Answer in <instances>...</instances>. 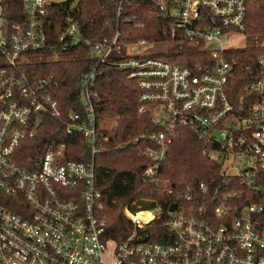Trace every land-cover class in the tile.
I'll use <instances>...</instances> for the list:
<instances>
[{"label":"built area","instance_id":"1","mask_svg":"<svg viewBox=\"0 0 264 264\" xmlns=\"http://www.w3.org/2000/svg\"><path fill=\"white\" fill-rule=\"evenodd\" d=\"M80 1L0 0V264H264V52L257 61L262 77L238 101L227 94L237 62L224 40L246 36L247 1L144 0L164 41L125 38L121 18L137 11V0H106L115 7L114 23L107 22L112 34L86 37L76 16ZM127 22L146 28L136 17ZM183 40L202 44L213 63L191 68L146 51ZM58 55L97 63L80 79L81 111L65 121L67 135L85 138L86 159L69 160L63 143L34 147L24 165L22 151L44 121L63 119L56 76L27 67ZM100 66L126 70L140 90L138 114L162 128L134 141L151 161L145 177L154 188L140 201L155 206L150 220L134 217L144 211H127L133 230L123 241L109 235L96 181V157L109 141L97 110ZM181 128L222 166L219 177L185 190L162 177ZM158 192L177 205L161 224ZM158 226L168 229L157 234L160 241L151 234Z\"/></svg>","mask_w":264,"mask_h":264},{"label":"trees","instance_id":"2","mask_svg":"<svg viewBox=\"0 0 264 264\" xmlns=\"http://www.w3.org/2000/svg\"><path fill=\"white\" fill-rule=\"evenodd\" d=\"M137 11L128 12L121 18V31L128 40L155 39L164 41L161 22L144 7V0H137ZM247 1V30L251 38H264V0ZM76 15L86 37L100 40L110 36L112 30L107 22L114 23L115 7L106 0H81ZM63 16V14H61ZM128 17H136L137 23H145V29H138L127 22ZM261 49L256 46L232 49L228 58L237 62L236 72L230 76L227 94L232 102L238 101L242 89L262 77L263 69L258 65ZM172 63L194 68L199 64H212L205 51L171 52L155 55ZM97 63L88 59L68 61L38 62L28 66L30 73L42 76L54 74L60 87L56 92L63 119L47 118L41 126L35 140H30L23 149L21 163L27 165L35 154L49 146L66 144L67 158L73 161L86 159L87 144L82 135L71 137L65 132V121L71 111H81L80 79ZM95 90L100 96L98 103L99 122H104L105 134L109 137L104 149L96 157L97 187L103 194V203L107 217L109 235L118 240H125L133 230V224L127 211L137 213L151 210L155 204H142L140 199L148 197L154 191L153 185L145 177V170L150 164L149 158L139 152L134 144L137 137L151 132H160L149 115H139L140 90L135 81L128 78L124 69L100 66ZM111 121V122H110ZM106 122H109L105 125ZM167 165L162 169L163 179L171 181L179 190H185L187 184L211 182L219 177L221 164L210 160L203 154V146L187 128H181L179 136L171 146ZM162 213L157 224L169 216V207L176 202L174 196L163 192L155 193ZM156 227L151 231L152 239L160 241L157 234L166 232V227Z\"/></svg>","mask_w":264,"mask_h":264},{"label":"rangeland","instance_id":"3","mask_svg":"<svg viewBox=\"0 0 264 264\" xmlns=\"http://www.w3.org/2000/svg\"><path fill=\"white\" fill-rule=\"evenodd\" d=\"M225 44L227 47L231 49H242L246 47H251V46H256L261 49V53L264 52L262 49V45L264 44V38H251L246 36L241 35V34H236L233 33L229 36V38H225ZM204 47L200 43H196L193 40H183L181 42H175V41H165V42H158L154 47L147 48L146 51L152 52V53H157L156 55H162L164 53H171V52H188V51H200ZM260 53V54H261ZM70 56L68 55H58V56H53L48 58V61H59V60H65L69 59ZM111 122V121H110ZM109 122H106L108 124ZM104 124V122H103ZM147 211H151L150 209Z\"/></svg>","mask_w":264,"mask_h":264},{"label":"bare ground","instance_id":"4","mask_svg":"<svg viewBox=\"0 0 264 264\" xmlns=\"http://www.w3.org/2000/svg\"><path fill=\"white\" fill-rule=\"evenodd\" d=\"M136 219L150 220L153 214L149 211L140 212L138 215H134Z\"/></svg>","mask_w":264,"mask_h":264},{"label":"water","instance_id":"5","mask_svg":"<svg viewBox=\"0 0 264 264\" xmlns=\"http://www.w3.org/2000/svg\"><path fill=\"white\" fill-rule=\"evenodd\" d=\"M176 209H177V205L176 204H173L171 206V208H170V212H174V211H176Z\"/></svg>","mask_w":264,"mask_h":264}]
</instances>
